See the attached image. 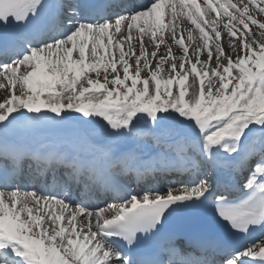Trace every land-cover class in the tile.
<instances>
[{
    "label": "snow or ice",
    "instance_id": "6c2138e0",
    "mask_svg": "<svg viewBox=\"0 0 264 264\" xmlns=\"http://www.w3.org/2000/svg\"><path fill=\"white\" fill-rule=\"evenodd\" d=\"M0 90V264H264V0H0Z\"/></svg>",
    "mask_w": 264,
    "mask_h": 264
},
{
    "label": "bare ground",
    "instance_id": "6f19581e",
    "mask_svg": "<svg viewBox=\"0 0 264 264\" xmlns=\"http://www.w3.org/2000/svg\"><path fill=\"white\" fill-rule=\"evenodd\" d=\"M182 27L184 28V29H187V28H193L194 29V26H192L191 24H190V22H188L186 19L185 20H183V22H182ZM184 35H185V42H186V44H187V39H186V37H187V32L185 31L184 32ZM194 35H196L197 37H198V30H194ZM145 41H147V37H145ZM169 44H171L172 43V41L171 40H168L167 41ZM134 43L136 44V51H137V54H139V44H138V42H135L134 41ZM153 50V48L151 47V46H149L148 47V51L149 52H151ZM165 51H166V49H165V46L164 45H162L161 46V48L159 49V54L160 55H163L164 53H165ZM173 53H174V55H176V56H179V55H181L182 54V50L179 48V46H177V45H173ZM190 54H191V51H190ZM74 55H75V53H74ZM179 61H177V63H178ZM130 63H133L134 64V61L133 60H130ZM155 63V61H153V64ZM199 67V66H198ZM162 75H164V74H162ZM110 87H111V85H109ZM4 99V90H0V101H2ZM96 119H100V118H96ZM128 179V178H127ZM165 183H167V182H165ZM167 187L166 186H163V187H161V188H159V190H161V189H166ZM137 193V192H136Z\"/></svg>",
    "mask_w": 264,
    "mask_h": 264
},
{
    "label": "rangeland",
    "instance_id": "374dc122",
    "mask_svg": "<svg viewBox=\"0 0 264 264\" xmlns=\"http://www.w3.org/2000/svg\"><path fill=\"white\" fill-rule=\"evenodd\" d=\"M253 27V30L256 31L257 35H256V39L257 40H260L261 37L259 36V30L255 28V26H252ZM201 59H206V54L202 55L201 56ZM179 63V62H178ZM168 68V65H165V69L167 70ZM165 76L167 75V71L165 73H163ZM147 75V72H142V76H146ZM190 82H191V77H190ZM130 83V82H129ZM174 91H176V89L174 88L173 89Z\"/></svg>",
    "mask_w": 264,
    "mask_h": 264
}]
</instances>
